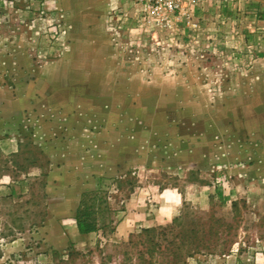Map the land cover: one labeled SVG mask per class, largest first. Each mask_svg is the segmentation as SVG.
I'll use <instances>...</instances> for the list:
<instances>
[{
	"label": "rangeland",
	"instance_id": "obj_1",
	"mask_svg": "<svg viewBox=\"0 0 264 264\" xmlns=\"http://www.w3.org/2000/svg\"><path fill=\"white\" fill-rule=\"evenodd\" d=\"M210 6L0 0V264H264V29Z\"/></svg>",
	"mask_w": 264,
	"mask_h": 264
},
{
	"label": "built area",
	"instance_id": "obj_2",
	"mask_svg": "<svg viewBox=\"0 0 264 264\" xmlns=\"http://www.w3.org/2000/svg\"><path fill=\"white\" fill-rule=\"evenodd\" d=\"M134 5L141 7L145 12L153 15H170L173 18H184L193 27L198 21L194 20L193 13L203 8L207 3L213 7L223 9L227 5L237 9L236 0H130Z\"/></svg>",
	"mask_w": 264,
	"mask_h": 264
},
{
	"label": "trees",
	"instance_id": "obj_3",
	"mask_svg": "<svg viewBox=\"0 0 264 264\" xmlns=\"http://www.w3.org/2000/svg\"><path fill=\"white\" fill-rule=\"evenodd\" d=\"M107 210V202L100 192L83 193L73 217L78 234L89 235L98 232L100 217Z\"/></svg>",
	"mask_w": 264,
	"mask_h": 264
},
{
	"label": "crops",
	"instance_id": "obj_4",
	"mask_svg": "<svg viewBox=\"0 0 264 264\" xmlns=\"http://www.w3.org/2000/svg\"><path fill=\"white\" fill-rule=\"evenodd\" d=\"M123 1H125L129 7L134 6V3H132L130 0H123ZM236 1H237L236 6L238 10L242 9L243 15L245 13L246 15H248L247 17L248 19L253 18V21L255 22L254 24L255 26H257L259 29H264V0H236ZM210 5H211L210 3H207L205 6H208V8L210 9L211 8ZM225 8L232 10L234 6L227 5ZM261 33L262 32H258V34ZM257 37H261V36H257Z\"/></svg>",
	"mask_w": 264,
	"mask_h": 264
}]
</instances>
